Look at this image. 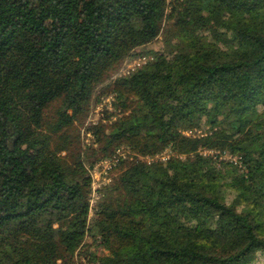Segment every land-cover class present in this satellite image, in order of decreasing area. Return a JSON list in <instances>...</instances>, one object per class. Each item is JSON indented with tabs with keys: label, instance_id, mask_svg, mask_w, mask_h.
<instances>
[{
	"label": "trees",
	"instance_id": "obj_1",
	"mask_svg": "<svg viewBox=\"0 0 264 264\" xmlns=\"http://www.w3.org/2000/svg\"><path fill=\"white\" fill-rule=\"evenodd\" d=\"M0 264H264V0H0Z\"/></svg>",
	"mask_w": 264,
	"mask_h": 264
},
{
	"label": "built area",
	"instance_id": "obj_2",
	"mask_svg": "<svg viewBox=\"0 0 264 264\" xmlns=\"http://www.w3.org/2000/svg\"><path fill=\"white\" fill-rule=\"evenodd\" d=\"M146 57L140 58L139 60H134L131 62H128L120 71V74L128 72L131 68H134L136 65H139L142 62L146 61ZM90 135V134H88ZM89 141V138L86 139V142ZM121 149L120 148L117 153L113 157L103 158L99 160L95 165L88 166L89 172L91 174L92 178V192H91V198L90 203L91 206H94L97 204V200L101 196V189L103 186L110 181L109 176L102 177L104 174H109V171L117 164V162L120 160L121 155ZM235 159V158H232ZM93 212V209H91V214Z\"/></svg>",
	"mask_w": 264,
	"mask_h": 264
},
{
	"label": "rangeland",
	"instance_id": "obj_3",
	"mask_svg": "<svg viewBox=\"0 0 264 264\" xmlns=\"http://www.w3.org/2000/svg\"><path fill=\"white\" fill-rule=\"evenodd\" d=\"M170 33H172V30H171L169 24L167 23L163 27V31H162L161 35L153 43L150 44L149 49L153 50V51L160 50L163 47V36L166 34H170ZM139 59H140L139 57L138 58L136 57V59H134V60H139ZM134 60H132V61H134ZM111 101H112L111 97L110 98H103V100L99 103H95V101H94L92 108H91V111H90L89 119L96 121L101 116H103L104 108L106 107V105L109 107L111 104ZM203 152H207V151L204 150ZM132 155H133L132 152L129 151L128 149H126V148L121 149V156L130 157ZM168 156H169V151L166 150L165 152L157 155L155 158L166 159ZM222 157H223V159L229 160L231 158V155L230 154H224ZM232 158H235V157H232ZM146 159H148V158H146ZM109 173H110V171H109ZM107 176H108V174H104L102 177H107ZM89 240L91 241V239H89ZM97 250L100 254L107 252L103 248H98Z\"/></svg>",
	"mask_w": 264,
	"mask_h": 264
}]
</instances>
